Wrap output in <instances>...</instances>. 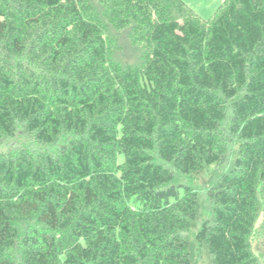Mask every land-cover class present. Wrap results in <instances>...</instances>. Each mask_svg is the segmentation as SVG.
<instances>
[{
    "label": "trees",
    "instance_id": "1",
    "mask_svg": "<svg viewBox=\"0 0 264 264\" xmlns=\"http://www.w3.org/2000/svg\"><path fill=\"white\" fill-rule=\"evenodd\" d=\"M128 29L139 63L119 62ZM236 159L209 190L195 241L211 264H258L264 207V0H0V139L21 128L54 152L0 155V264H193V177ZM264 232V218H263ZM264 242V241H263Z\"/></svg>",
    "mask_w": 264,
    "mask_h": 264
},
{
    "label": "rangeland",
    "instance_id": "2",
    "mask_svg": "<svg viewBox=\"0 0 264 264\" xmlns=\"http://www.w3.org/2000/svg\"><path fill=\"white\" fill-rule=\"evenodd\" d=\"M190 8H192L202 18H209L213 12L218 8L222 0H184ZM118 52L115 54L116 59L119 62L135 65L139 63L141 56V48L132 42L131 34L128 29L118 34ZM228 103L227 115L225 121L222 123L221 132L224 138L227 140L225 155L226 161L217 165H213L207 168L203 174L187 177L183 176L170 165L162 161L156 150L151 152L154 162L170 169L175 178L176 184L188 185L195 189L199 194L201 201V214L198 222H195L188 233L190 241V253L193 264H211L210 256L206 249L200 246L195 241V233L198 231L201 222L207 219L211 214L212 202L209 198V190L216 184L220 175L231 168L233 165L238 150L239 140L236 136L230 133V122H231V110ZM27 148L35 152H54L57 149L56 146L46 147L37 144L31 135L23 132L21 128L14 138L2 137L0 139V155L1 154H12L23 148ZM263 218H264V207L261 206L256 222L254 224L252 233L248 238L250 249L254 255V258L258 264H264V232H263ZM23 228L20 227V239L15 247L9 252L10 258L15 264H20L22 256V238Z\"/></svg>",
    "mask_w": 264,
    "mask_h": 264
}]
</instances>
